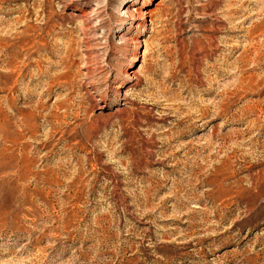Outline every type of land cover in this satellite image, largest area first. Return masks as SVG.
Wrapping results in <instances>:
<instances>
[{
    "label": "rangeland",
    "instance_id": "374dc122",
    "mask_svg": "<svg viewBox=\"0 0 264 264\" xmlns=\"http://www.w3.org/2000/svg\"><path fill=\"white\" fill-rule=\"evenodd\" d=\"M142 1L0 0V264H264V0Z\"/></svg>",
    "mask_w": 264,
    "mask_h": 264
},
{
    "label": "bare ground",
    "instance_id": "6f19581e",
    "mask_svg": "<svg viewBox=\"0 0 264 264\" xmlns=\"http://www.w3.org/2000/svg\"><path fill=\"white\" fill-rule=\"evenodd\" d=\"M151 2V0H146V1H142L141 5L138 6V14L141 16L142 15V19H145V16H148L149 19L151 20V16H150V12L149 10H146V6H148V4ZM124 12H127V8L124 9Z\"/></svg>",
    "mask_w": 264,
    "mask_h": 264
}]
</instances>
